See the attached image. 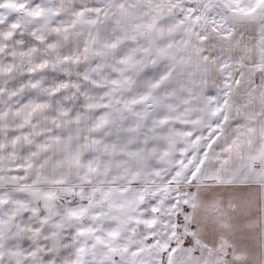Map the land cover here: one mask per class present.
I'll use <instances>...</instances> for the list:
<instances>
[{
    "label": "snow or ice",
    "instance_id": "snow-or-ice-1",
    "mask_svg": "<svg viewBox=\"0 0 264 264\" xmlns=\"http://www.w3.org/2000/svg\"><path fill=\"white\" fill-rule=\"evenodd\" d=\"M0 264H264V0H0Z\"/></svg>",
    "mask_w": 264,
    "mask_h": 264
}]
</instances>
